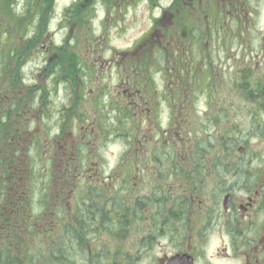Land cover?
I'll use <instances>...</instances> for the list:
<instances>
[{
  "label": "flooded vegetation",
  "instance_id": "flooded-vegetation-1",
  "mask_svg": "<svg viewBox=\"0 0 264 264\" xmlns=\"http://www.w3.org/2000/svg\"><path fill=\"white\" fill-rule=\"evenodd\" d=\"M263 2L76 0L35 47L29 34L7 58L1 39L0 264H264ZM229 61L259 146L228 153L220 131L214 185L165 186L163 102L206 95L208 112Z\"/></svg>",
  "mask_w": 264,
  "mask_h": 264
},
{
  "label": "rangeland",
  "instance_id": "rangeland-1",
  "mask_svg": "<svg viewBox=\"0 0 264 264\" xmlns=\"http://www.w3.org/2000/svg\"><path fill=\"white\" fill-rule=\"evenodd\" d=\"M75 1L76 0H57L53 4L52 11L56 12L52 17L54 18L52 22V28L54 30L57 28L60 14L63 9H71ZM260 6L261 10L264 12V2ZM14 7L16 10H19L22 5L20 3H15ZM12 25H14L13 19L4 15L1 9L0 35L5 33L4 28ZM90 26H94V31L96 30L98 32L97 21L92 20ZM95 33L96 32H94V34ZM60 37L61 33L56 35L57 39H60ZM82 48L85 47L82 46ZM35 57L36 55L34 58ZM36 60H38V58ZM231 66L232 61H229L224 69V74H219V76H217L219 77L218 79L211 78L212 74L210 73L209 96L210 103H212L208 112H205L206 110L204 108L206 95L200 96V98L195 96L178 98L171 112L168 109V104L163 102L161 113L162 143L160 154L162 159L161 165L163 166L161 182L165 184V186H169L170 183L171 185L174 184L175 189L179 188V191L182 192V189L186 188L188 182L191 180H197V182L205 181L204 175L210 181L211 185H214L215 180L210 172H215L218 166L220 153L215 154V152L219 150V144L215 143V145H211L209 140L214 136L216 139L215 141L220 142L222 135L220 131L224 130L226 142L229 138L234 139L231 140V143L234 144L242 142L243 146H245L246 154H252L253 147L255 146L256 148L257 145L259 146L260 138L255 137L252 130L251 132L249 131L251 122L250 116L247 113H242L248 100L228 94L230 91L238 90L233 83L234 67ZM207 68L206 65L204 69L207 70ZM209 68L211 71L216 70L220 73L223 70L222 66H218V62H212ZM221 80L225 82L222 88L217 84ZM195 90H193V92L197 94L198 91ZM221 104H223L226 110L224 115L223 113L220 115L219 105ZM171 113L172 116L170 117ZM258 116L257 122L261 121L260 114ZM221 126H223V128ZM168 138H170V140L165 142L164 139ZM263 147L262 145L256 152H261L260 150ZM232 148L233 147H229L230 150H232ZM125 149L126 146L117 140H114L107 147L110 153L109 159L112 169L120 166ZM138 164L143 167V163ZM141 176L142 175H138L133 180V182L139 184L138 187H143V189H145V186H152L155 183L153 176L145 175L144 179H141ZM140 184H142V186H140ZM149 261L150 258L145 257L143 263L147 264Z\"/></svg>",
  "mask_w": 264,
  "mask_h": 264
},
{
  "label": "trees",
  "instance_id": "trees-1",
  "mask_svg": "<svg viewBox=\"0 0 264 264\" xmlns=\"http://www.w3.org/2000/svg\"><path fill=\"white\" fill-rule=\"evenodd\" d=\"M0 3H2L0 4V10H3V14L14 21V25L4 28L5 33H2L1 35L3 36H0V40L2 39L5 46L7 58L12 57L11 47L20 45L21 38L27 37L29 34L34 35V38L29 39V41L35 47V43L40 41L41 33L45 31L49 19L53 16L52 7L54 0H0ZM15 3H20L22 7L16 10L14 7ZM255 102L258 110L262 109L264 112V97L255 99ZM260 113L262 112H258V114ZM215 140L214 136L209 140L211 145H215V143L219 144ZM231 140L234 139L229 138L225 145L228 153L233 150V148L232 150L229 149V147H233L234 145V143H231ZM216 153H220V147ZM229 164H231L230 168H232L233 164L231 162ZM218 169L219 167L217 166L215 171L217 172Z\"/></svg>",
  "mask_w": 264,
  "mask_h": 264
}]
</instances>
